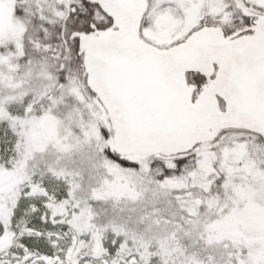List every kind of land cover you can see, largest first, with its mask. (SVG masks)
I'll return each instance as SVG.
<instances>
[{
	"label": "snow or ice",
	"instance_id": "1",
	"mask_svg": "<svg viewBox=\"0 0 264 264\" xmlns=\"http://www.w3.org/2000/svg\"><path fill=\"white\" fill-rule=\"evenodd\" d=\"M0 264H264V0H0Z\"/></svg>",
	"mask_w": 264,
	"mask_h": 264
}]
</instances>
